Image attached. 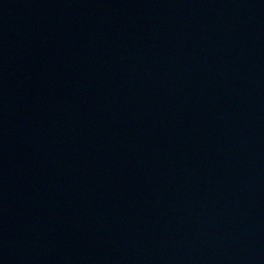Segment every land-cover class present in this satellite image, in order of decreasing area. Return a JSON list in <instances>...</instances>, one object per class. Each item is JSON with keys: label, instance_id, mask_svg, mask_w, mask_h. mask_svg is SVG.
Returning a JSON list of instances; mask_svg holds the SVG:
<instances>
[{"label": "water", "instance_id": "95a60500", "mask_svg": "<svg viewBox=\"0 0 264 264\" xmlns=\"http://www.w3.org/2000/svg\"><path fill=\"white\" fill-rule=\"evenodd\" d=\"M0 264H264V0H0Z\"/></svg>", "mask_w": 264, "mask_h": 264}]
</instances>
